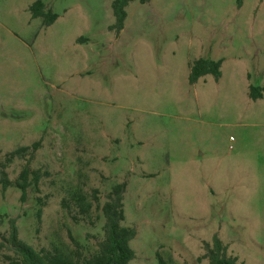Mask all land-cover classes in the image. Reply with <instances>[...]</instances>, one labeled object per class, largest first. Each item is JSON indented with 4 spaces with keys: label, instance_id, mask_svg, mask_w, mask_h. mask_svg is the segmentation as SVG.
Wrapping results in <instances>:
<instances>
[{
    "label": "rangeland",
    "instance_id": "obj_1",
    "mask_svg": "<svg viewBox=\"0 0 264 264\" xmlns=\"http://www.w3.org/2000/svg\"><path fill=\"white\" fill-rule=\"evenodd\" d=\"M35 1L0 0V161L38 142L43 173L23 202L0 184V264L11 221L35 251L73 258L74 241L90 257L122 182L129 264H208L214 236L238 264H264V0H133L118 34L113 0H39L57 16L47 28ZM199 59L221 61L217 81L188 83Z\"/></svg>",
    "mask_w": 264,
    "mask_h": 264
},
{
    "label": "trees",
    "instance_id": "obj_2",
    "mask_svg": "<svg viewBox=\"0 0 264 264\" xmlns=\"http://www.w3.org/2000/svg\"><path fill=\"white\" fill-rule=\"evenodd\" d=\"M240 1V0H238ZM133 0H113L111 3L114 24L110 28L115 34H118L124 25L126 19L125 9ZM29 13L32 19H40L44 27H49L54 23L57 16L49 11L44 10L41 1H35L29 7ZM221 61L195 60L190 65L188 83L195 84L198 79L204 76H211L217 81L220 76ZM264 91V90H263ZM252 101L262 98L258 89L251 87L248 93ZM38 142L28 147H21L12 152L6 153L0 161V184L2 189L13 187L20 192V200L23 202L26 198L27 190L34 188L36 193L39 192V183L43 177L40 170H32L30 162L38 148ZM25 165L19 171L17 177L10 181L7 177V168L15 159H25ZM126 191V183L115 184L106 195V201L99 208L100 214L104 220L103 239L97 243V249L90 257L85 258L79 251L80 246L73 241L75 252L73 258H65L56 251L40 250L35 251L30 246L19 240L17 229L14 222L11 221L8 227V236L3 238V242L8 246L13 256H7L5 259L9 264H129L134 258V253L130 248V242L136 236L134 228L124 227L123 199ZM94 200L96 198L94 197ZM38 201H40L38 199ZM97 201V200H96ZM74 207L77 213L83 217L90 210V205L84 202V198L76 196ZM40 204H42L40 202ZM67 207V206H66ZM41 214V208L37 210V217ZM73 220L76 218L73 216ZM203 259L208 264H238L234 257L227 254V248L221 241L214 236L211 243L203 245ZM159 264H164L158 258Z\"/></svg>",
    "mask_w": 264,
    "mask_h": 264
}]
</instances>
